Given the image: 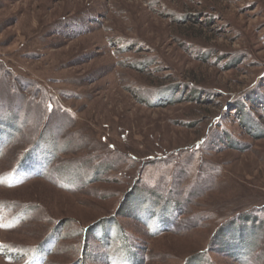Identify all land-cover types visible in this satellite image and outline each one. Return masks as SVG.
<instances>
[{"label":"rangeland","instance_id":"374dc122","mask_svg":"<svg viewBox=\"0 0 264 264\" xmlns=\"http://www.w3.org/2000/svg\"><path fill=\"white\" fill-rule=\"evenodd\" d=\"M0 264H264V0H0Z\"/></svg>","mask_w":264,"mask_h":264},{"label":"trees","instance_id":"16d2710c","mask_svg":"<svg viewBox=\"0 0 264 264\" xmlns=\"http://www.w3.org/2000/svg\"><path fill=\"white\" fill-rule=\"evenodd\" d=\"M174 92H179V91H174V90H172L170 94L173 95ZM192 95H193V93L190 95V97H192ZM159 100H160V99H159ZM194 101H195V99H194ZM248 102H252V103H253V102H254V99H250V101H248ZM255 102H256V101H255ZM161 105H162V104H161ZM233 106H234V107H233ZM233 106H232V108H234V110H236V109H238V106H239V105H233ZM222 230H223V229L220 228V229L217 231V235H216V236H217L218 239L220 238V234H221ZM218 239H217V240H218Z\"/></svg>","mask_w":264,"mask_h":264}]
</instances>
